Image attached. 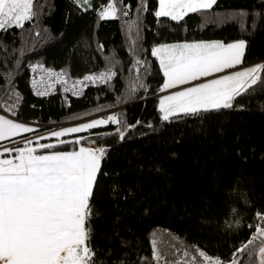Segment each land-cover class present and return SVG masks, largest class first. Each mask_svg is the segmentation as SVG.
Segmentation results:
<instances>
[{"label": "snow or ice", "instance_id": "snow-or-ice-1", "mask_svg": "<svg viewBox=\"0 0 264 264\" xmlns=\"http://www.w3.org/2000/svg\"><path fill=\"white\" fill-rule=\"evenodd\" d=\"M69 6L70 13L94 11L99 20L129 18L133 8L123 0H106L100 5L92 0H69ZM215 6L217 0H138L135 16L125 20L129 34L135 28L140 41L132 49L128 69L134 75L125 85L114 58L104 55L105 46L98 40L96 51L103 57L102 70L86 69L69 80L65 67L59 71L46 67L40 51L63 38L62 32L54 35L42 25L43 10L49 5L34 0H0V87L7 96L0 103V264H242L244 256L251 255L247 245L258 235L264 237V208L254 213L257 222L249 225V240L234 247L229 256L209 257L197 244L191 256L188 250L176 247L172 256L183 259H169L158 248L155 231L151 239L145 238L147 253L140 255L141 250H136V260L128 256L114 259V249L94 243V225L103 215L106 190L111 193L109 201L116 204H127L134 198L121 181L123 173L109 167L114 147L108 140L123 144L137 134L147 137L159 127L138 118L129 122L121 111L108 108L146 100L151 92L158 101L155 109L161 124L191 122L195 127L199 121L203 128L214 116L245 111L247 106L240 102L245 96L264 93V58L247 62L249 41L243 35L249 26L245 21H250L252 29L258 21L264 23V0L251 10L216 14L213 20L208 12ZM190 14L205 16L217 25L236 22L241 35L231 39L181 37ZM148 15L156 24L167 21L174 31L166 35L165 29L147 24ZM25 32L41 38L25 47L30 39ZM26 53L39 57L35 62L29 58L26 64L33 74L30 85L36 97L54 93L59 85L65 103L70 104L67 93L81 97L86 89L104 86L105 99L113 94L114 100L106 107L97 106L99 116L77 117L79 122L69 126L51 121L54 126L49 128L37 120L23 119L22 94L13 77L22 69ZM152 80L156 81L154 86ZM181 142L182 137L175 140ZM237 154L242 150L237 148ZM143 167L140 165L141 170ZM156 172L159 174L158 168ZM151 213L150 206L144 208V215ZM118 222L119 218L114 221ZM165 231L170 233L168 228ZM121 243L127 247V242ZM259 258L264 264V247L259 248Z\"/></svg>", "mask_w": 264, "mask_h": 264}, {"label": "trees", "instance_id": "trees-1", "mask_svg": "<svg viewBox=\"0 0 264 264\" xmlns=\"http://www.w3.org/2000/svg\"><path fill=\"white\" fill-rule=\"evenodd\" d=\"M34 2L49 5L43 10L42 25L54 35L63 33L62 40L50 42L40 51L46 67L57 71L65 67L68 79H76L86 69L102 70L103 57L96 51L98 40L105 46L104 55L114 58L116 70L122 73L120 80L129 84L134 75L128 71L132 49L140 41L135 28L129 34L125 20L135 16L138 0H123L133 5L131 17L107 20H99L94 11L70 13L69 0ZM92 2L100 5L106 0ZM253 5L259 6V0H217V6L209 10L208 16L214 20L216 14L241 8L251 10ZM146 23L165 29L166 35L174 31L167 21L156 24L151 15L147 16ZM245 23L249 25L243 35L249 41L247 62L250 63L264 58V23L258 21L255 29L251 28L250 21ZM185 34L190 39H231L241 35L236 22L217 25L200 14L186 17L185 28L179 35ZM24 35L30 36L25 47L41 38L28 32ZM29 58L33 62L39 59L26 53L22 69L13 77L22 94L20 115L23 119L37 120L47 126L53 125L51 121L57 125L76 123L77 117L88 119L100 115L97 106L106 107L114 100L113 94L105 99L107 88L104 86L86 89L81 97L67 95L70 104L65 103L63 93L36 97L30 85L32 73L26 69ZM151 83L154 86L156 81ZM116 86H121L120 81ZM140 95L143 98L142 92ZM5 99V91L0 87V103ZM157 102L149 92L146 100L122 102L119 109L108 108V111H121L122 118L129 122L138 118L159 127L147 137L137 134L123 144L108 140L114 147L109 167L123 173L121 181L134 193V198L127 204H116L109 201L111 193L106 190L103 215L94 225V243L114 249V259L128 256L136 260V250L145 255L148 251L145 238L151 239L155 231L158 248L169 259H183L172 256L176 247L188 250L191 256V249L197 244L209 257L229 256L234 247L249 240V225L257 222L254 213L264 208V93L245 96L240 100L247 106L245 111L214 116L204 122L203 128L199 121L195 127L191 122L174 126L161 124L155 109ZM181 137L182 142L175 143ZM237 148L242 154H237ZM173 153L175 156L170 158ZM140 165L144 166L143 170ZM147 206L152 208L150 215H144ZM117 218L119 222L114 223ZM122 241L127 242V247ZM261 241L264 237L258 235L247 245L246 251L251 255H245L242 264H260L259 248L264 247Z\"/></svg>", "mask_w": 264, "mask_h": 264}, {"label": "built area", "instance_id": "built-area-1", "mask_svg": "<svg viewBox=\"0 0 264 264\" xmlns=\"http://www.w3.org/2000/svg\"><path fill=\"white\" fill-rule=\"evenodd\" d=\"M69 80H73V79H69ZM58 93H61L59 85L57 86V89H56V91L54 93H52V94H50V95H48L46 97H42V98L52 97L54 95H57ZM69 125H71V124H63V125H59V126H69Z\"/></svg>", "mask_w": 264, "mask_h": 264}, {"label": "rangeland", "instance_id": "rangeland-1", "mask_svg": "<svg viewBox=\"0 0 264 264\" xmlns=\"http://www.w3.org/2000/svg\"><path fill=\"white\" fill-rule=\"evenodd\" d=\"M32 76H33V74H32ZM67 95H70V96H72L71 95V93H67ZM99 116V115H98ZM90 118H92V117H90ZM69 124H73V123H69ZM54 125H50V126H48L49 128H52ZM25 135H27V134H25Z\"/></svg>", "mask_w": 264, "mask_h": 264}]
</instances>
